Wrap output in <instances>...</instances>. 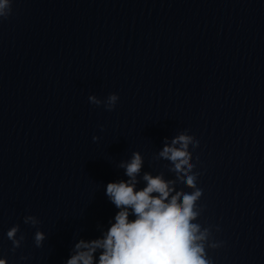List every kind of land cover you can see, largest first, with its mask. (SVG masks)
<instances>
[{
    "label": "clouds",
    "instance_id": "9594fccd",
    "mask_svg": "<svg viewBox=\"0 0 264 264\" xmlns=\"http://www.w3.org/2000/svg\"><path fill=\"white\" fill-rule=\"evenodd\" d=\"M11 12L12 0H0V18H8ZM88 100L113 111L119 96L112 93L101 100L90 95ZM92 139L97 141L99 137L93 136ZM199 144L198 139L186 133L172 138L170 144L166 142L158 156L170 162L169 171L175 173L176 179H166L163 173L152 175L145 172L141 178L145 186L139 189L138 177L144 164L141 153L133 152L130 160L122 161L119 167L124 169L128 179L109 182L105 192L118 209L114 222L100 237L79 240L66 264H213L207 248L220 245L209 243L211 229L202 228L196 222L203 212L199 204L203 188L198 187L200 173L193 172L195 165L191 162L193 157L189 146L196 149ZM177 181L191 191L177 190ZM23 222L36 227L40 220L27 215ZM17 233H20L18 224L6 233L12 242L13 253L25 239L24 234L17 237ZM44 240L45 234L37 230L35 245L42 246ZM0 264H8L7 259L0 258Z\"/></svg>",
    "mask_w": 264,
    "mask_h": 264
}]
</instances>
